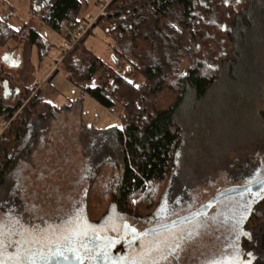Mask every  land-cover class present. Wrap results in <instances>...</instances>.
I'll list each match as a JSON object with an SVG mask.
<instances>
[{
    "label": "trees",
    "instance_id": "obj_1",
    "mask_svg": "<svg viewBox=\"0 0 264 264\" xmlns=\"http://www.w3.org/2000/svg\"><path fill=\"white\" fill-rule=\"evenodd\" d=\"M80 7L79 0H45L35 12L44 28L69 40L63 28L86 21L77 19ZM11 18L0 1V48L18 40L34 47L38 60L45 59L51 50L45 35L32 22L13 27ZM101 22L113 42L111 66L85 46L90 30L61 50L58 62L70 85L100 107H122L120 127L85 129L106 141L96 151L92 177L75 214V220L86 224L75 228L78 239L69 237L68 242L76 240L94 255L101 252L95 247L104 246V239L93 240L84 227L98 230L112 211L135 229L175 190V168H198L196 178L204 182L218 171L234 180L255 174L254 182L264 174V0H111L92 27ZM5 80L0 79V120H12L0 136V198L9 191L12 195L13 169L36 142L45 119L40 109L44 104L50 112L56 109L42 100L39 90L29 96L30 82H23V99L5 103ZM260 191L252 192L253 198L233 196L240 197L234 199L239 222L221 233V259L208 260L211 252L202 264H241L240 254L250 256V264H264ZM208 218L191 220L190 232L206 227ZM232 231L233 247L224 241ZM160 237L171 243L174 236ZM159 245H148L146 253L141 246L134 258H105L108 264H153L159 248L163 252L169 246Z\"/></svg>",
    "mask_w": 264,
    "mask_h": 264
},
{
    "label": "rangeland",
    "instance_id": "obj_2",
    "mask_svg": "<svg viewBox=\"0 0 264 264\" xmlns=\"http://www.w3.org/2000/svg\"><path fill=\"white\" fill-rule=\"evenodd\" d=\"M0 1L3 13L11 14L10 22L13 27L32 22L51 45L49 54L42 61L38 60L35 48L31 47L28 59L22 57L18 67L3 64L1 57L3 54H10L13 50L16 51L14 54H20L21 48L17 46L20 41H8L4 47L0 48V79L7 81V95H11L16 88L20 90L17 99L6 96L5 103L14 105L18 99H23L27 88L23 86V82L24 84L30 82L33 85L28 86L29 96L35 92L38 93L39 90L42 100L56 106L52 112L45 104L40 109L39 113L45 115L43 116L45 119L36 142L28 155L20 159L13 169L11 174L12 195H9L11 193L9 191L7 195L0 198V231L6 232L5 236L15 234L16 239L15 237L10 238L16 244L15 249L19 248L21 242L26 241L22 236L31 235V233L37 234L36 239L39 242L45 243L54 238L58 239V242H64V237L69 232L83 227L82 223L85 221L75 220V214L84 200L85 189L90 183L96 151L106 141L103 135L92 133L87 135L85 129L89 127L94 131H105L120 127L119 115L122 107L117 105L111 110L103 109L88 96L83 95L80 90L71 87L60 66L52 79L44 82L52 74L56 63L60 61L61 45L64 41L61 35L44 28L36 15V9L45 0ZM98 7L92 14L93 17L100 14ZM103 27L104 22L92 27L84 44L105 64L111 66L113 42L103 32ZM187 64L186 57L181 64V72L185 70ZM31 87L35 89L32 91ZM62 107L63 109H60ZM92 137L94 143L90 145ZM175 170L178 174L173 185L175 190H171L170 195L167 194L157 212L148 217L146 221L136 225L137 232H143L150 227L153 228L184 217L201 207L218 192L232 186L254 183L257 178L254 177L255 174H250L247 177H239L240 180H234L233 177L229 178L218 171L212 179H210L212 174L209 173L208 180L204 182L201 181L202 178H196L200 172L198 168L184 172H180L179 168ZM237 198L240 197H229L212 208L208 213L210 218H208L209 224L206 227H200L199 230L195 228V231L190 232L194 229L191 222L175 226L166 229L165 233L142 238L141 246L145 247L146 253L148 245L159 243V246H164L168 243L169 246L164 248L163 252L159 248L160 256L156 258L155 264H202L211 252L213 256L208 260L221 259V249L224 247L221 233L228 231L234 222H239L237 204L234 200ZM116 218L117 214L111 211L104 226L109 225L110 221ZM84 228L92 233L99 231L90 227ZM84 228L81 231L87 237L89 234H84L86 232ZM20 229L23 230L21 233ZM163 234L168 235V240L170 239L169 234L174 236L171 243L165 241L163 237L157 238ZM91 237L93 240L98 239L94 234ZM89 239H91L90 236ZM224 239L229 246L233 247L232 244L236 240L233 231L226 234ZM105 257L103 253L94 255V263L108 264V258Z\"/></svg>",
    "mask_w": 264,
    "mask_h": 264
},
{
    "label": "flooded vegetation",
    "instance_id": "obj_3",
    "mask_svg": "<svg viewBox=\"0 0 264 264\" xmlns=\"http://www.w3.org/2000/svg\"><path fill=\"white\" fill-rule=\"evenodd\" d=\"M263 176L264 174L261 177ZM262 190H264V188H262L261 191ZM260 193L257 194L259 195ZM252 195H253L252 192L247 194V196L250 198H253ZM151 228L152 227L148 229ZM91 229H95V228H91ZM98 230L99 231H95L94 233L92 232L91 233L104 239V246H100V245L96 246L95 247L96 251H98L99 248L100 249L102 248L100 253H103L105 256L119 255L120 257H128V258H134V256L138 255V253L139 254L141 253L142 250L139 248L141 247L142 242L140 241V239L151 234L153 235L155 233V232L149 233L143 237H138L137 235L140 232H137L136 228L134 229L129 224H127V222L121 221V219L119 220V218L111 220L108 227L106 226L101 227V229ZM22 231L23 230L21 229L19 230L20 233ZM4 233L6 232L0 231V258L3 259L4 264H44L48 256L54 253L56 255H59L63 251H67V252L75 251L78 253V257L81 258V261H85L86 264H94L95 252H88L90 250L86 249L87 247L84 248V245H80L78 241H76L78 239L77 230L75 232L71 231L67 235L63 234L66 235V237H64V242L63 241L58 242L59 240L54 238L52 240H49L48 242L43 243V241L40 242L37 241L36 239L37 234H33V233H31V235L27 234L22 236V238L26 239V241H23V243L21 242L18 249H15L16 244H14L10 240V238L14 239V237L16 239V236H14L15 234L11 233L13 235L5 236ZM20 233H16V234H20ZM69 237L75 238L76 240L73 241V239H71L72 242H68ZM108 246H110L109 252H107V250L105 249V248H109ZM240 256H241L240 257L241 264H250L251 262L250 256L244 254H240ZM155 263L156 262L153 261V264Z\"/></svg>",
    "mask_w": 264,
    "mask_h": 264
},
{
    "label": "water",
    "instance_id": "obj_4",
    "mask_svg": "<svg viewBox=\"0 0 264 264\" xmlns=\"http://www.w3.org/2000/svg\"><path fill=\"white\" fill-rule=\"evenodd\" d=\"M1 61L3 64L9 67H18L20 61L18 59H14L10 55L5 54L1 57ZM3 87L6 89V83L3 84ZM264 188V176L255 181L254 183L244 185V186H232L230 188L224 189L210 198L205 204H203L198 209L192 211L190 214L172 220L168 223L153 227L146 231L140 232L137 236L143 237L149 233L159 232L166 229H171L175 226H179L190 222L191 220L198 218L200 216L206 217L209 211L214 208L219 202L229 197L249 194L250 192L259 191L260 189ZM78 253L75 251H63L59 255L55 253L48 256L45 260L44 264H86L85 261H81V258L77 259Z\"/></svg>",
    "mask_w": 264,
    "mask_h": 264
},
{
    "label": "built area",
    "instance_id": "obj_5",
    "mask_svg": "<svg viewBox=\"0 0 264 264\" xmlns=\"http://www.w3.org/2000/svg\"><path fill=\"white\" fill-rule=\"evenodd\" d=\"M110 1L111 0H100L99 1L100 13L105 9L106 5ZM97 17L91 16L86 21L82 20L75 24L65 26L63 28V34L66 37H68L69 40H64V42L61 45V49L62 50L70 49L74 44H76L92 28V25L96 21ZM57 67H58V63H56L55 69ZM54 70H52V72H54ZM30 89L33 91L35 88L31 87ZM11 120H1L0 121V136L6 131Z\"/></svg>",
    "mask_w": 264,
    "mask_h": 264
},
{
    "label": "crops",
    "instance_id": "obj_6",
    "mask_svg": "<svg viewBox=\"0 0 264 264\" xmlns=\"http://www.w3.org/2000/svg\"><path fill=\"white\" fill-rule=\"evenodd\" d=\"M99 1L100 0H79L81 7L79 10V14H78L77 19H79V20L86 19L87 20L89 17H91L92 14L95 13L97 7L99 6ZM21 44H23V46ZM17 46H19L21 48L20 54H18V55L14 54V53H16V51L14 52V50H13V52H10V54H8V53H6V54L10 55L14 59H18L20 61V64H21L22 57H25V59H28V56H29L30 51H31V46H29L26 43H22V42L18 43ZM23 54H24V56H23ZM36 54H37V52H36ZM4 55L5 54H3L2 56H4ZM20 64H19V66H20ZM70 86L73 87L72 85H70ZM19 93H20L19 88H16L12 91L11 95L8 94L7 96H11V97L17 99ZM92 139H93V137L90 139V145H91V141H93Z\"/></svg>",
    "mask_w": 264,
    "mask_h": 264
},
{
    "label": "snow or ice",
    "instance_id": "obj_7",
    "mask_svg": "<svg viewBox=\"0 0 264 264\" xmlns=\"http://www.w3.org/2000/svg\"><path fill=\"white\" fill-rule=\"evenodd\" d=\"M77 259H79V257H77ZM0 264H4V261L2 258H0Z\"/></svg>",
    "mask_w": 264,
    "mask_h": 264
}]
</instances>
